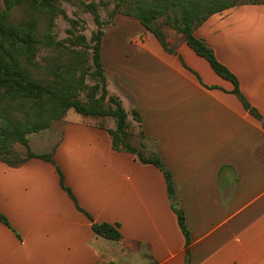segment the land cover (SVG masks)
I'll return each mask as SVG.
<instances>
[{"label":"crops","instance_id":"crops-1","mask_svg":"<svg viewBox=\"0 0 264 264\" xmlns=\"http://www.w3.org/2000/svg\"><path fill=\"white\" fill-rule=\"evenodd\" d=\"M146 35L115 52L111 69L141 116L139 127L123 102L146 151L172 175L192 264H264V4L233 7L195 30L262 120L186 42L176 49L184 66ZM54 160L79 206L97 223L120 224L123 238L94 233L51 162L0 161V212L11 225L0 222V264H186V238L159 168L116 151L92 120L68 124Z\"/></svg>","mask_w":264,"mask_h":264},{"label":"trees","instance_id":"trees-1","mask_svg":"<svg viewBox=\"0 0 264 264\" xmlns=\"http://www.w3.org/2000/svg\"><path fill=\"white\" fill-rule=\"evenodd\" d=\"M56 3L57 0H0V102L8 104V109L0 114V155L13 156L12 146L19 143L28 150L26 159L19 163L38 158L54 164L62 188L74 200L77 208L91 220L94 233L111 241H120L123 238L120 224L95 222L79 206L72 190L66 185L64 174L54 160V152L35 154L30 148L28 138L29 134L49 129L53 123L63 120L71 109L86 117L113 118L116 128L108 130L113 148L116 151L133 153L143 163L155 165L164 173L172 208L186 238L185 261L186 264H192L191 233L186 224L185 212L177 199L172 175L159 155L152 154L147 157L131 144L128 112L119 98L109 95L102 54L106 24L101 20L94 3L89 4V7L98 30L93 33L90 40V57L85 59L84 52L64 47L62 50L64 52L46 66L48 74L45 80L36 77V71L41 68L35 62L38 53L43 48L61 46L51 33L54 17L59 11ZM239 5L244 3L237 0H119L112 16L118 14V10L123 7L126 15L137 19L156 37L166 52L178 55L185 66L182 56L166 41V36L159 25L160 20L164 19V23L180 33L183 41L196 54L206 59L219 76L234 85L232 94L240 100L245 110L258 120H262L259 112L250 105L241 92L237 76L218 60L205 40L195 36L196 28L202 26L211 16ZM16 7H27L33 14L47 16L48 26L45 33L40 32L36 21L19 24L11 22L10 14ZM84 40V37L79 38V41ZM89 62L91 66L85 69ZM88 75L97 80L92 86L86 84ZM83 91H87L86 101L79 98ZM132 116L141 127L142 119L138 110H133ZM140 136L146 139L142 130ZM3 160L10 166L18 164L9 159ZM0 222L11 227L9 219L1 212Z\"/></svg>","mask_w":264,"mask_h":264},{"label":"rangeland","instance_id":"rangeland-1","mask_svg":"<svg viewBox=\"0 0 264 264\" xmlns=\"http://www.w3.org/2000/svg\"><path fill=\"white\" fill-rule=\"evenodd\" d=\"M239 3L245 4H264V0H237ZM119 0H57L56 6L58 12L54 17L51 33L56 42L61 46H54L43 48L37 55L35 62L41 66L36 71V77L41 80H45L47 77V70L45 69L48 64L53 62V59L60 56L64 51L63 48H69L70 50H80L84 52L85 59L91 55L90 40L98 30V26L95 22L94 16L91 13L89 4L94 3L100 14L101 20L106 24L105 36L102 44L103 62L105 65V75L107 78V88L109 95L119 98L122 103L125 102L127 110L131 111V102L129 93L120 84V78L117 72L111 69L114 62V54L119 51L129 52L131 49L136 48V44L144 40V37L149 31L141 25V23L125 13V9L122 7L118 10V14L112 16L116 5ZM10 20L13 23H23L27 21H36L38 29L41 33H45L48 20L47 16L40 14H33L27 7H16L11 11ZM162 28L168 45L173 49H180L182 46L183 37L180 33L169 28L164 19L159 22ZM80 37H84V41H79ZM83 42V43H82ZM105 58V59H104ZM91 66V62L85 65V69ZM97 82L88 75L86 77V84L92 86ZM120 94V96L118 95ZM87 91H83L79 94V98L82 101L87 100ZM8 109V104L0 102V114L2 111ZM133 110H136L134 108ZM132 110V111H133ZM131 111V113H132ZM93 121L95 125L104 129L116 128V122L110 117H86L76 113L73 109L68 111L66 117L63 120L53 123L52 127L38 133H32L28 135L30 141V148L32 152L38 155L50 154L55 151V145L61 138L62 132L66 131V127L70 123L89 124ZM135 121V120H134ZM130 122V121H129ZM131 124L129 131L131 132V144L137 148L140 152H143L145 156H150L152 153L146 151V140L140 136V128H137V124ZM14 155H0V161L3 159H9L13 163H18V166L26 159L28 150L26 147L19 143H15L12 146ZM43 153V154H41Z\"/></svg>","mask_w":264,"mask_h":264}]
</instances>
